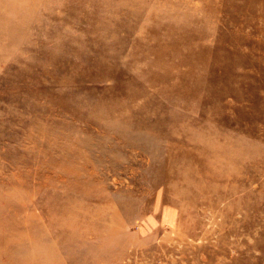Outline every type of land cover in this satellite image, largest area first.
I'll use <instances>...</instances> for the list:
<instances>
[{
  "label": "rangeland",
  "instance_id": "1",
  "mask_svg": "<svg viewBox=\"0 0 264 264\" xmlns=\"http://www.w3.org/2000/svg\"><path fill=\"white\" fill-rule=\"evenodd\" d=\"M2 3V212L30 201L37 213L83 164L93 196L133 202L134 240L107 263L264 264V0ZM120 108L131 112L113 117ZM140 118L162 123L165 139L141 144L150 155L102 140L115 119L135 136ZM151 160L169 163L164 182L147 174ZM75 243L56 245L48 264H74Z\"/></svg>",
  "mask_w": 264,
  "mask_h": 264
},
{
  "label": "bare ground",
  "instance_id": "2",
  "mask_svg": "<svg viewBox=\"0 0 264 264\" xmlns=\"http://www.w3.org/2000/svg\"><path fill=\"white\" fill-rule=\"evenodd\" d=\"M0 1L5 3L7 0ZM16 5V2H13L12 9L16 8ZM12 9H6L3 3L0 4V18L6 16V13ZM177 44L178 42L175 45ZM192 44L190 39L189 42L184 40L181 47L188 49ZM152 48L150 47V49ZM120 109L121 111H118L113 117L120 116L123 118V115L131 112L127 108ZM119 121L120 119H115L110 124V130L105 132L106 139L102 138V140L109 141L117 138L123 140V143L128 146H142L141 144L144 142L154 144L156 140L165 139L164 135L161 137L160 133H157L162 127V123H158V120L140 118L135 121L132 127L136 131L145 130L140 132L141 138L137 136L139 132L135 136L130 134L128 136L129 129L118 132L115 129V124ZM90 144L93 143L90 142ZM142 148L150 155V147L148 149L146 146H142ZM113 149H118V146L115 145ZM169 168L168 162L163 165L151 160L147 174L152 177L158 176L156 181L159 183L164 182L162 178ZM74 172L75 176L72 181L69 180V182L60 185L62 191L56 188L39 198L38 202L42 208L37 209V213L30 207V201L22 205L21 208L10 205L3 212L0 208V259L3 260L4 264H48V260L45 258L50 254H56V245L75 243L76 241L77 248L72 257L74 264H89L90 262L122 264L121 261L115 259H111L107 263L104 257L107 256L106 254L111 255V252L123 254L126 246L133 242L132 235L127 231L130 220L126 216L127 211L133 206V202L128 201L120 192L97 199L91 194V191L98 186V183L93 177H87L88 173L83 164L76 166ZM160 173H162V178H159L161 177ZM97 200L101 203H112L116 207L107 213H102L99 210L98 216L90 214L89 206L85 207V205H88L90 201ZM175 206L177 205L175 204ZM175 206H168L169 211ZM20 213L26 218L19 219ZM38 219L41 224L35 223V220L39 222ZM85 225H92V229L88 231L82 229ZM94 226L101 228L96 229ZM140 231L142 232V229Z\"/></svg>",
  "mask_w": 264,
  "mask_h": 264
}]
</instances>
